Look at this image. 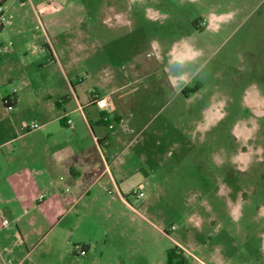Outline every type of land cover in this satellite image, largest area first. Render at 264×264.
Here are the masks:
<instances>
[{"label": "rangeland", "instance_id": "rangeland-1", "mask_svg": "<svg viewBox=\"0 0 264 264\" xmlns=\"http://www.w3.org/2000/svg\"><path fill=\"white\" fill-rule=\"evenodd\" d=\"M0 7L11 16L0 30V87L16 89L25 78L31 91L19 110L39 125L45 89L66 85L49 51L41 52L37 15L51 22L47 34L69 81L85 78L86 89L135 61L188 58L173 66L186 74L184 94L154 97V126L116 150L118 191L95 186V200L77 205L90 220L76 234L97 245L73 262L54 252L47 264H264V0H0Z\"/></svg>", "mask_w": 264, "mask_h": 264}, {"label": "crops", "instance_id": "crops-1", "mask_svg": "<svg viewBox=\"0 0 264 264\" xmlns=\"http://www.w3.org/2000/svg\"><path fill=\"white\" fill-rule=\"evenodd\" d=\"M47 10L45 5L40 9L44 17ZM37 18L45 28L41 52L49 51L50 63L59 65L66 86L45 89L49 102L39 112L43 122L38 130L25 134L19 132V126L30 119L19 107L31 91L29 83L24 78L16 89L3 91L0 87V98L10 96L13 102L11 110L0 106V264H47L57 251L65 257L63 261L73 262L79 258L71 246L77 244L87 256L97 239L76 234L80 224L90 220L80 216L77 205L87 199L88 207L95 200L91 195L95 186L118 191V174L111 166L116 150L154 126L155 99L180 96L186 90L185 72H175L173 66H184L188 58L175 54L165 64L162 58H157V64L154 59L150 63L135 61L125 72L104 76L101 87H82L85 78L73 84L47 34L51 22ZM159 64L162 74L154 86V66L159 68ZM96 96L107 99L108 110L98 108ZM206 115L213 120L211 113ZM67 133L71 141H64L62 135ZM41 195L45 197L39 200ZM116 199L129 206L121 193ZM46 206L52 214L45 213Z\"/></svg>", "mask_w": 264, "mask_h": 264}, {"label": "built area", "instance_id": "built-area-1", "mask_svg": "<svg viewBox=\"0 0 264 264\" xmlns=\"http://www.w3.org/2000/svg\"><path fill=\"white\" fill-rule=\"evenodd\" d=\"M10 17L11 16L8 17L5 14V11L3 10V8L0 7V26L5 25V24H9L10 23ZM1 51H4V49L1 48ZM15 91L16 90H14V93H15ZM1 101H2V104L5 106L6 109H9V110L12 109L13 102H12V98L10 96L2 98ZM95 104L101 110H108L109 109V103H108L106 98L96 96L95 97ZM68 123L71 124L72 123L71 120H69ZM39 128H40V125L38 123L25 120L20 124L19 132L22 134H25V133L36 131ZM108 192L111 194L112 191L108 190ZM133 195H135L138 199L143 198L144 193L142 192V186L139 187L138 191H134ZM44 197H45V195H41L39 197V200L44 199ZM4 223L7 224L8 221H4ZM75 251L82 256L85 255V253H86V251L82 245H76Z\"/></svg>", "mask_w": 264, "mask_h": 264}]
</instances>
